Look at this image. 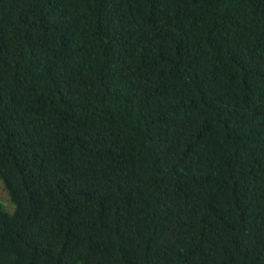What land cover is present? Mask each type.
I'll return each instance as SVG.
<instances>
[{"label":"trees","instance_id":"16d2710c","mask_svg":"<svg viewBox=\"0 0 264 264\" xmlns=\"http://www.w3.org/2000/svg\"><path fill=\"white\" fill-rule=\"evenodd\" d=\"M0 264H264V0H0Z\"/></svg>","mask_w":264,"mask_h":264},{"label":"rangeland","instance_id":"374dc122","mask_svg":"<svg viewBox=\"0 0 264 264\" xmlns=\"http://www.w3.org/2000/svg\"><path fill=\"white\" fill-rule=\"evenodd\" d=\"M3 195V192H2V189H1V186H0V197Z\"/></svg>","mask_w":264,"mask_h":264}]
</instances>
